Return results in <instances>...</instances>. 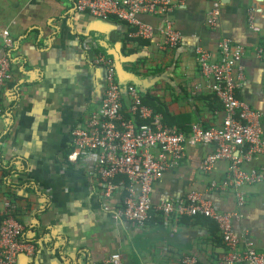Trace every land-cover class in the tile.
<instances>
[{
	"label": "crops",
	"instance_id": "obj_1",
	"mask_svg": "<svg viewBox=\"0 0 264 264\" xmlns=\"http://www.w3.org/2000/svg\"><path fill=\"white\" fill-rule=\"evenodd\" d=\"M220 2L216 28L207 25L208 0H173L167 15H138L156 29L169 18L181 32L177 48L161 49L160 34L137 38L133 26L77 11L74 0H0V51L10 55L12 73L0 91V222L6 203L14 205L23 240L34 246L16 264H109L113 254L122 264H182L185 256L199 264L219 262L225 249L209 218L152 212L143 228L115 221L112 212L126 193V178L115 180L118 190L107 210L94 170L97 154L75 159L71 132L85 126L103 99L106 72L95 64L97 55L112 58L122 70L117 74L125 95L133 85L142 98L155 99L145 105L162 116L164 126L186 133L193 124L221 126L223 106L201 72L196 49L219 60V44L228 38L245 50L237 97L260 112L264 137V0ZM4 30L13 40L9 49ZM122 103L123 117L132 119L127 96ZM214 149L186 147L179 166L155 183L153 201L199 191L217 211L239 212L236 231L246 230L255 249L264 252V181L242 188L245 204L239 207L234 191L211 188L228 174L227 161L207 173L200 169ZM263 164L264 156H257L244 167L260 171Z\"/></svg>",
	"mask_w": 264,
	"mask_h": 264
},
{
	"label": "built area",
	"instance_id": "obj_2",
	"mask_svg": "<svg viewBox=\"0 0 264 264\" xmlns=\"http://www.w3.org/2000/svg\"><path fill=\"white\" fill-rule=\"evenodd\" d=\"M210 8L207 25L216 28L219 23L221 2L208 0ZM77 11L88 12L97 18L114 17L135 28L133 36L150 40L160 34L159 47L174 49L183 36L174 22L154 28L137 19L140 14L167 15L173 0H74ZM4 47L13 46L10 32H2ZM221 58L199 46L196 49L198 63L204 77L210 80L212 92L221 101L224 121L219 127L204 129L198 124L189 133L163 125L162 116L154 113L143 101L139 90L129 86L126 95L118 80L115 61L104 55L95 56L94 62L104 67L106 89L99 108L86 121L84 127L71 132L75 159H86L96 152L94 170L103 189L105 208L111 209L118 190L116 179L126 178V193L121 204L114 209L115 221H127L143 228L156 212L164 217H205L216 222L224 245V255L217 264H264V252L255 249L246 230L236 231L234 223L242 215L231 211L221 213L199 191H191L185 197L153 201L155 183L163 174L174 170L185 157L188 146H214L201 164L202 172H210L219 161L228 162V174L223 180L213 181L215 191H234L239 207L245 204L243 187L264 181V164L247 170L244 165L257 156H264V137L261 114L246 101L237 97L245 75L242 60L245 50L230 39L223 38L219 44ZM12 78L11 59L6 50L0 51V91ZM123 96L130 101L132 119L122 115ZM3 108L0 105V116ZM138 120V122H137ZM111 202V203H110ZM7 213L0 222V264H16L18 257L32 254L34 246L23 240L24 226L14 217V205L6 203ZM109 264H122L119 254H113ZM182 264H199L194 256H185Z\"/></svg>",
	"mask_w": 264,
	"mask_h": 264
},
{
	"label": "trees",
	"instance_id": "obj_3",
	"mask_svg": "<svg viewBox=\"0 0 264 264\" xmlns=\"http://www.w3.org/2000/svg\"><path fill=\"white\" fill-rule=\"evenodd\" d=\"M118 75V74H117ZM216 96V95H215ZM150 96L146 95L145 97L142 98L144 104H149V100H155L154 98L151 97V99H148ZM217 98V96H216ZM139 123V122H138ZM14 217H15V214H14ZM4 218V217H3Z\"/></svg>",
	"mask_w": 264,
	"mask_h": 264
},
{
	"label": "water",
	"instance_id": "obj_4",
	"mask_svg": "<svg viewBox=\"0 0 264 264\" xmlns=\"http://www.w3.org/2000/svg\"><path fill=\"white\" fill-rule=\"evenodd\" d=\"M118 71H119V73H121V72H122V70H121V69H119ZM118 71H117V73H118Z\"/></svg>",
	"mask_w": 264,
	"mask_h": 264
}]
</instances>
